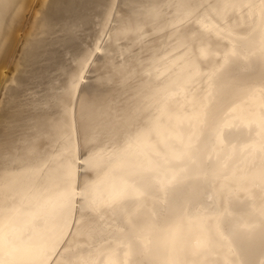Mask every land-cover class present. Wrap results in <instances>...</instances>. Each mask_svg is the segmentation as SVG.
<instances>
[{
	"label": "bare ground",
	"instance_id": "bare-ground-1",
	"mask_svg": "<svg viewBox=\"0 0 264 264\" xmlns=\"http://www.w3.org/2000/svg\"><path fill=\"white\" fill-rule=\"evenodd\" d=\"M0 264H264V0H0Z\"/></svg>",
	"mask_w": 264,
	"mask_h": 264
},
{
	"label": "rangeland",
	"instance_id": "rangeland-1",
	"mask_svg": "<svg viewBox=\"0 0 264 264\" xmlns=\"http://www.w3.org/2000/svg\"><path fill=\"white\" fill-rule=\"evenodd\" d=\"M26 16H28V17H29V14H28V15H26ZM23 29H24V32H26V31H25V30H26V29H25V27H24ZM23 29H22V31H21V32H20V34H19V39H18V40H20V39H21V40L19 41V44H18V46L21 44V41H22V39L24 38V36H25V34H26V33H25V34H23V33H24V32H23ZM20 35H21V36H20ZM22 36H23V37H22ZM20 37H21V38H20ZM8 72H10V70H9Z\"/></svg>",
	"mask_w": 264,
	"mask_h": 264
}]
</instances>
